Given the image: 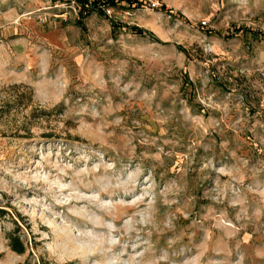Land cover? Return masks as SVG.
I'll return each instance as SVG.
<instances>
[{"label":"rangeland","instance_id":"rangeland-1","mask_svg":"<svg viewBox=\"0 0 264 264\" xmlns=\"http://www.w3.org/2000/svg\"><path fill=\"white\" fill-rule=\"evenodd\" d=\"M161 1L0 0V264H264V0Z\"/></svg>","mask_w":264,"mask_h":264},{"label":"built area","instance_id":"built-area-1","mask_svg":"<svg viewBox=\"0 0 264 264\" xmlns=\"http://www.w3.org/2000/svg\"><path fill=\"white\" fill-rule=\"evenodd\" d=\"M71 3H76L78 1H88V0H69ZM93 1V0H90ZM113 2L114 6H108L106 11L109 13L115 9L119 11H126L125 7H139L146 10H154L161 6V0H110ZM126 13V12H124Z\"/></svg>","mask_w":264,"mask_h":264},{"label":"trees","instance_id":"trees-1","mask_svg":"<svg viewBox=\"0 0 264 264\" xmlns=\"http://www.w3.org/2000/svg\"><path fill=\"white\" fill-rule=\"evenodd\" d=\"M94 2L98 1V0H93ZM102 3H105L107 6H114L113 2L110 0H100ZM16 228H18V226H16ZM8 239H9V246L10 248L18 253V254H22L25 251V246L23 244V241L21 240L19 235H16L14 233H10L8 235Z\"/></svg>","mask_w":264,"mask_h":264}]
</instances>
